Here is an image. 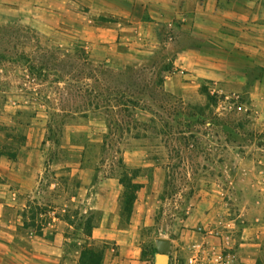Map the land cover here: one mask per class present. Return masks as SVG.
<instances>
[{
    "label": "rangeland",
    "instance_id": "374dc122",
    "mask_svg": "<svg viewBox=\"0 0 264 264\" xmlns=\"http://www.w3.org/2000/svg\"><path fill=\"white\" fill-rule=\"evenodd\" d=\"M156 51L125 64L106 61L61 34L0 22V146L21 161L26 185L35 184L8 190L19 192L4 222L21 225L19 211L29 204L47 213L35 228H16L0 264H87L88 243L105 250L102 264H156L159 241L191 230L188 219L206 199L233 206L253 194L242 189L240 169L258 165L264 131L246 107L248 95L197 86L179 74L171 49ZM128 86L141 93L132 114L86 107L106 105L100 93L113 106L115 91ZM134 184L141 188L130 206ZM114 213L118 228L134 235L118 247L89 239L90 224L110 217L111 226ZM41 223L43 237H30ZM59 228L64 238L52 244Z\"/></svg>",
    "mask_w": 264,
    "mask_h": 264
},
{
    "label": "crops",
    "instance_id": "0c3cea01",
    "mask_svg": "<svg viewBox=\"0 0 264 264\" xmlns=\"http://www.w3.org/2000/svg\"><path fill=\"white\" fill-rule=\"evenodd\" d=\"M13 21L87 45L106 61L125 64L157 48L163 53L171 49L183 78L215 91L247 94L246 107L264 131V0H0V22ZM1 148L0 258L8 254L17 228L4 222V212L14 208L19 192L8 190L35 188L31 179L26 185L21 161ZM256 155L261 158L256 167L240 169L242 189H254L253 196L245 193L244 200L243 193L241 204L233 206L206 199L207 204L195 207L188 219L192 229L168 243V264H186L200 246L208 264H224L225 252L233 254L230 264H264V145L257 146ZM19 178L21 184L11 182ZM109 218L93 229L90 239L103 237L118 247L134 230L119 229L115 213L109 226ZM196 226L203 231H195ZM61 231L52 244L62 241Z\"/></svg>",
    "mask_w": 264,
    "mask_h": 264
},
{
    "label": "trees",
    "instance_id": "16d2710c",
    "mask_svg": "<svg viewBox=\"0 0 264 264\" xmlns=\"http://www.w3.org/2000/svg\"><path fill=\"white\" fill-rule=\"evenodd\" d=\"M132 80H134V78L131 76ZM136 80L137 77L135 76ZM136 80H134L136 82ZM132 88L131 86H128L126 88V92H122V90H118L115 91L116 92V98L115 101L117 104L111 106L108 104V97H105L104 93H100L99 96L102 97V99L106 102V105H99V104H94L93 102H89L86 104V107L88 108H94L95 111H106V112H112L114 117L116 116H120V115H124V113H131L134 112L136 109H138L139 107V102H138V98H135L136 93L141 94L140 92L131 89L129 91V89ZM126 94V95H125ZM128 96V97H127ZM89 110V109H87ZM85 110V112L87 111ZM130 190L133 192L131 194V196L129 197V205H134V203L137 200V196H138V191L141 188L138 185H132L129 187ZM10 209V208H9ZM40 210V211H39ZM132 207L128 209L129 212H131ZM30 214V216H29ZM47 213L45 211H42L40 208H38L37 206H33V204H29L27 205L24 209H22L21 211H19V216L22 217L21 220V225L19 224L17 226L18 230H27L30 227H34L35 228V222L40 221L41 217L45 216ZM39 229V232L37 234H34L32 232H28V235L30 237L32 236H37V237H43V229L44 227L42 226V223L40 226H37ZM95 228L94 225L90 224V231L87 234L88 238L90 239L92 237V231ZM84 252L82 254V257L85 258V256H89V262H87V264H102L103 259H104V255H105V250L104 249H98L92 245H90L89 243L87 244V246H85L84 248Z\"/></svg>",
    "mask_w": 264,
    "mask_h": 264
},
{
    "label": "water",
    "instance_id": "95a60500",
    "mask_svg": "<svg viewBox=\"0 0 264 264\" xmlns=\"http://www.w3.org/2000/svg\"><path fill=\"white\" fill-rule=\"evenodd\" d=\"M160 252L156 255V264H168L169 256L166 254L168 242L166 240H160Z\"/></svg>",
    "mask_w": 264,
    "mask_h": 264
},
{
    "label": "built area",
    "instance_id": "2783aa9c",
    "mask_svg": "<svg viewBox=\"0 0 264 264\" xmlns=\"http://www.w3.org/2000/svg\"><path fill=\"white\" fill-rule=\"evenodd\" d=\"M186 264H208V260L202 256L200 251H192ZM225 264H228L225 262Z\"/></svg>",
    "mask_w": 264,
    "mask_h": 264
}]
</instances>
